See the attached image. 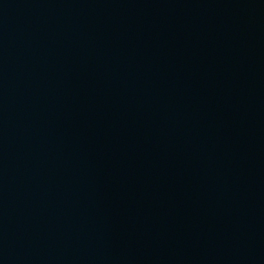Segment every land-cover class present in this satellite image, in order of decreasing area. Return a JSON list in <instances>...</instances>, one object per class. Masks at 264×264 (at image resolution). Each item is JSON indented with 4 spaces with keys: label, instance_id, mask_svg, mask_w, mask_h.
<instances>
[{
    "label": "water",
    "instance_id": "95a60500",
    "mask_svg": "<svg viewBox=\"0 0 264 264\" xmlns=\"http://www.w3.org/2000/svg\"><path fill=\"white\" fill-rule=\"evenodd\" d=\"M0 264H264V0H0Z\"/></svg>",
    "mask_w": 264,
    "mask_h": 264
}]
</instances>
